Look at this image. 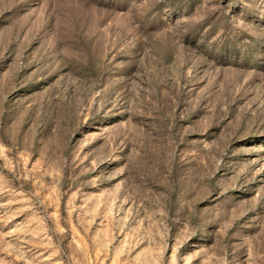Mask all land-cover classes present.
Wrapping results in <instances>:
<instances>
[{
	"label": "rangeland",
	"instance_id": "obj_1",
	"mask_svg": "<svg viewBox=\"0 0 264 264\" xmlns=\"http://www.w3.org/2000/svg\"><path fill=\"white\" fill-rule=\"evenodd\" d=\"M0 264H264V0H0Z\"/></svg>",
	"mask_w": 264,
	"mask_h": 264
}]
</instances>
